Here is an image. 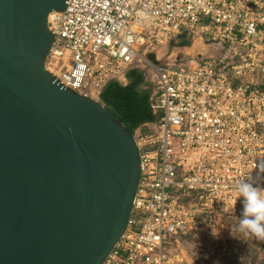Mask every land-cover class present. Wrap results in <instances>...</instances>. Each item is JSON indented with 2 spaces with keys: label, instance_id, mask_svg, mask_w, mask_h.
I'll return each mask as SVG.
<instances>
[{
  "label": "built area",
  "instance_id": "1",
  "mask_svg": "<svg viewBox=\"0 0 264 264\" xmlns=\"http://www.w3.org/2000/svg\"><path fill=\"white\" fill-rule=\"evenodd\" d=\"M48 26L64 86L100 96L140 69L151 91L140 187L104 264H185L183 236L242 208L239 182L264 195V0H70Z\"/></svg>",
  "mask_w": 264,
  "mask_h": 264
},
{
  "label": "water",
  "instance_id": "2",
  "mask_svg": "<svg viewBox=\"0 0 264 264\" xmlns=\"http://www.w3.org/2000/svg\"><path fill=\"white\" fill-rule=\"evenodd\" d=\"M69 1L0 0V264H104L140 187L133 131L46 69Z\"/></svg>",
  "mask_w": 264,
  "mask_h": 264
},
{
  "label": "rangeland",
  "instance_id": "3",
  "mask_svg": "<svg viewBox=\"0 0 264 264\" xmlns=\"http://www.w3.org/2000/svg\"><path fill=\"white\" fill-rule=\"evenodd\" d=\"M92 97L101 101L99 95ZM241 212L242 208L223 212L217 221L206 222L200 233L183 236L181 248L188 256L185 264H264V241L240 231ZM212 228L220 231L219 238L211 235ZM196 245L198 257L194 259Z\"/></svg>",
  "mask_w": 264,
  "mask_h": 264
},
{
  "label": "trees",
  "instance_id": "4",
  "mask_svg": "<svg viewBox=\"0 0 264 264\" xmlns=\"http://www.w3.org/2000/svg\"><path fill=\"white\" fill-rule=\"evenodd\" d=\"M182 45V38L174 42ZM129 83L124 86L117 81L110 82L102 91L100 98L106 108L135 133L146 122L154 121L150 106V89L146 88L144 72L132 69L128 72Z\"/></svg>",
  "mask_w": 264,
  "mask_h": 264
},
{
  "label": "clouds",
  "instance_id": "5",
  "mask_svg": "<svg viewBox=\"0 0 264 264\" xmlns=\"http://www.w3.org/2000/svg\"><path fill=\"white\" fill-rule=\"evenodd\" d=\"M255 181L254 176H249L236 186V191L243 198L239 229L246 234L255 236L257 240L264 241V195H261L255 186ZM211 235L214 238H219L220 231L212 228ZM231 235L239 239L233 232ZM196 248L197 245L193 249L195 252L194 259L198 257Z\"/></svg>",
  "mask_w": 264,
  "mask_h": 264
}]
</instances>
